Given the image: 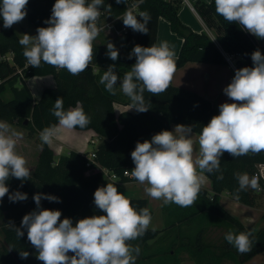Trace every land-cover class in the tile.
<instances>
[{"label":"clouds","instance_id":"clouds-1","mask_svg":"<svg viewBox=\"0 0 264 264\" xmlns=\"http://www.w3.org/2000/svg\"><path fill=\"white\" fill-rule=\"evenodd\" d=\"M127 5L128 0H115ZM144 0H136L126 7L122 17L125 27L134 32L148 34L151 15L140 11ZM29 0H0V18L5 29L22 22L27 16ZM111 13L112 5L105 0H55L51 16L45 20L47 27H38L36 35L22 34L19 44L29 66L38 68L42 63L56 69H64L72 76H79L92 64L95 57L94 41L103 27L99 26L100 10ZM215 12L228 23L259 39H264V0H215ZM138 17L140 19H138ZM106 56L119 59V50L108 41ZM135 63L121 80L116 64L108 66L99 83L115 95L117 85L127 96L130 109L138 113L150 110L145 92L160 96L170 87L177 69L176 55L167 41L153 43L149 47L135 45L128 59ZM252 66L234 70L230 83L223 88L228 100L219 105V114L211 117L207 125L195 135L191 125L177 124L174 130H162L150 140L136 142L131 152L135 167L130 175L144 192L162 205L193 206L208 180V175L219 173L223 180L221 157L228 153L234 159L264 153V54L259 49L251 53ZM58 123L45 127L39 133L41 147L51 145L62 129L85 128L91 122L82 104L65 110L63 97L55 100L51 109ZM22 133L7 121L0 120V203L7 195L10 202L27 200V194L9 191L10 178L30 180L32 173L27 159L16 150ZM198 145V148H197ZM239 193L249 188L264 191L260 175L236 172ZM115 180V177L112 178ZM36 209L25 214L20 227H14L20 239L27 231V239L36 250V259L43 264H136L139 246L131 242L143 237L151 228L152 215L148 207L137 209L130 198L118 192L115 183L98 187L94 192V204L103 215L79 219H61L60 210L41 207L42 200L61 202L59 197L45 193L33 196ZM252 232L229 230L225 240L240 254L251 251ZM27 259L29 252H19Z\"/></svg>","mask_w":264,"mask_h":264},{"label":"trees","instance_id":"trees-1","mask_svg":"<svg viewBox=\"0 0 264 264\" xmlns=\"http://www.w3.org/2000/svg\"><path fill=\"white\" fill-rule=\"evenodd\" d=\"M136 0H128L127 5L117 4L115 0H105V5L111 4L112 11L108 13L101 7V18H118L116 25H123L120 19L126 9ZM55 0H29L27 5V21L35 29L47 27L45 20L51 16V10ZM208 9L222 28V35L217 37L219 48L204 33H194L184 26L177 17V3L164 0H144L139 5L140 11H148L151 21L148 24V34L134 32L129 28L125 37L128 41L144 47L156 43L157 20L163 17L169 23L170 30L182 39L181 49L176 57L177 68L185 62H202L211 64H226L221 51L225 53H237L241 59L235 61V69L245 66L251 67V53L257 49L264 54V44L257 46L251 35L246 33L235 23H228L215 12V0H210ZM138 19H140L138 17ZM19 36L11 27L5 29L0 18V120L7 121L20 128L26 129L30 135H39L45 127L57 124V119L52 115L51 109L55 100L63 97V107L68 110L75 107L79 101L91 122L85 128L75 130H91L101 138V142L94 148L95 161L99 167H85V153L69 152L55 157L54 151L46 144L42 146L36 165L32 171L30 180L21 181L10 178L7 181L9 191H20L27 194V200L10 202L8 196L0 203V220L5 223H13L22 220L25 208L36 209L33 196L36 193H45L60 198L59 203L42 200L41 207L45 209L60 210L61 219L67 217L73 220V224L79 219L103 215L94 204V192L100 186L103 176L100 168H105L122 177L124 171H131L135 165L131 159V152L136 142H142L146 137H152L162 130H169L172 124H184L193 126L194 133L198 134L204 125H207L211 117L216 114L211 103L200 95L191 91L175 87L172 84L160 96L145 92V100L151 103V108L145 113H138L135 109L115 113L114 104L130 105V99L120 89L115 95L109 94L104 85L99 83L100 76L108 66L115 63L116 71L120 79L125 72L135 63V59L119 54L117 61H112L106 56L107 48L101 43L94 42L95 57L89 68L79 76L70 75L67 70L56 69L42 63L40 67L29 66L23 56V47L19 44ZM10 56L6 60V56ZM21 70L22 76L17 74ZM50 76L55 82L53 88H44L40 97L34 99L28 89L24 78ZM6 98L4 99V96ZM264 164V153L260 155L242 156L233 158L228 153L221 157V170L223 180H217L215 174H206L211 180L213 195L205 199L206 192L201 190L207 210L218 219L229 223L235 231L247 232V230L233 217L227 214L217 203V195L226 192L235 201L245 206H257V201L264 193L255 194L252 189L236 195L238 182L234 177L236 172H247L252 175L255 166ZM130 176V175H128ZM131 179H133L130 176ZM135 180V179H133ZM264 188V184H261ZM137 209L148 207L145 199H130ZM20 210L18 216L10 215ZM187 217H182L179 222ZM264 221V213L261 215ZM173 224H167L163 230L149 231L141 238L131 243H169L164 251H158L153 255L157 264H178L177 256L184 247L178 244V249L173 242ZM20 227V226H16ZM3 245L0 246V261L3 264H21L19 252H33V247L27 239V231L20 239L16 236L14 227H1ZM168 238L169 240H166ZM253 245L251 251L240 254L241 261L248 260L254 254L264 251V225L252 235ZM192 253H190L191 255ZM200 253L197 259L201 260ZM200 264V263H198Z\"/></svg>","mask_w":264,"mask_h":264},{"label":"crops","instance_id":"crops-1","mask_svg":"<svg viewBox=\"0 0 264 264\" xmlns=\"http://www.w3.org/2000/svg\"><path fill=\"white\" fill-rule=\"evenodd\" d=\"M164 1L177 3L176 12L179 21L194 33L206 34L212 43L219 48L217 37L222 35L223 32L208 9L210 0ZM251 37L257 46L264 44V39H260V42L256 43L252 35ZM160 41H167L175 52L176 57L178 56L182 39L170 30L169 23L163 17H159L157 20L156 43ZM234 70L228 64L185 62L176 69L171 84L200 95L211 103L216 112L215 115H218L221 103L232 102L224 95L223 88L230 83L234 76ZM24 81L34 99L40 97L44 88H53L55 86V82L50 76L29 77L26 80L24 79ZM115 105V113L121 111L132 112L134 110H129V105ZM10 125L22 133V138L17 142L16 150L27 159L28 167L32 173L42 148V142L38 135H30L26 129L14 124ZM175 126L176 124L170 125L169 131L174 130ZM92 134L95 133L91 130L62 129L54 138L53 143L46 145L54 151L55 157L68 154L69 152L82 154L88 152L86 139L89 138L87 135ZM195 135L197 134L194 133V138ZM97 137L98 143H100L101 138ZM150 139L151 137H146L144 140ZM102 182L104 185L101 184ZM108 182L115 183L118 192L130 199H145L153 218L152 224L156 227V230H163L167 224L174 225L172 238L173 242L176 243L175 247L178 249L179 243L184 247L177 256L178 264H264V251L254 254L248 260L241 261L240 253L232 245L228 244L224 238L229 230L238 232L229 223L218 219L207 210L208 206L203 196L199 195L196 203L187 208L176 204L162 205V201L154 200L147 196L144 192V185L131 179L130 176L123 175L113 180L108 175H103L100 180V186H106ZM202 189L206 192L205 199H210L213 191L209 178ZM217 203L227 214L238 221L247 231H251L252 234L257 233L264 225V221L261 219V215L264 213V196L257 201V206L249 207L235 201L228 193L221 192L217 195ZM187 216V219L179 222V219ZM166 240L169 239L166 238ZM190 253L192 254L190 255ZM200 253L203 254L201 260L197 259Z\"/></svg>","mask_w":264,"mask_h":264},{"label":"rangeland","instance_id":"rangeland-1","mask_svg":"<svg viewBox=\"0 0 264 264\" xmlns=\"http://www.w3.org/2000/svg\"><path fill=\"white\" fill-rule=\"evenodd\" d=\"M27 13H28V11H27ZM110 19L111 18H109V17L102 18L100 23L105 24ZM12 28L16 31L19 38L21 37L22 34H25V33H27L29 35H33V36L35 35V29L33 28V26H31L28 23L27 16L22 22L13 25ZM253 38H254L256 43L260 42V39L258 40L254 36H253ZM108 41H111L116 46V48L119 50V54L122 56H125V57L129 56V53L132 51L133 47L136 45L134 42L128 41L126 39V37L117 38L111 31H108L106 29H104L103 31L100 32L98 38L94 42L101 43L103 46L106 47V44ZM6 58L9 60L10 56H6ZM132 59H135V57H133ZM33 77H36V76H33ZM24 79L26 80V78H24ZM118 89H120L119 84H118ZM5 98H6V95L4 96V99ZM113 106L115 107L116 105L114 104ZM87 136H89V138L92 137L93 140H95L94 145H88L87 146V150L89 152L92 149H94L95 146L98 144V137L95 134L87 135ZM38 137H39V135H38ZM101 184L104 185L103 182ZM20 210L21 209L17 210L16 212L11 213L10 215H7V218L10 219L12 217L11 215L18 216V214L20 213ZM24 210H25L24 213L27 214V213L33 211L34 209L27 207ZM13 223L15 226H20L21 220L13 222ZM0 226L1 227H12L9 223H5L4 219L0 220ZM132 244L134 246H139V248H140V254L137 258L136 264H157L155 262V259L152 258V256L158 255V251H161V250L164 251V248H166L169 243L167 244V243L156 242V243H147L144 245L141 243L133 242ZM2 245H3V236H2L1 231H0V246H2ZM0 264H3V262L0 261ZM17 264H21V263L18 262ZM22 264H43V262L36 259V250L33 249V252L31 254H29L27 259H24V262ZM167 264H169V263H167Z\"/></svg>","mask_w":264,"mask_h":264},{"label":"built area","instance_id":"built-area-1","mask_svg":"<svg viewBox=\"0 0 264 264\" xmlns=\"http://www.w3.org/2000/svg\"><path fill=\"white\" fill-rule=\"evenodd\" d=\"M101 20H102V18L100 17L99 26H102L103 29H106L108 31H111L117 38L125 37L126 33L129 30V28L128 27H125L124 24L123 25H120V26H117L116 25V21L118 20V18H111L105 24H101L100 23ZM221 54H222V56H223L226 64H228L229 66H231L233 69H235V60L237 58H240L241 59V55H239L237 53H225V52H222L221 51ZM6 60H8V59L6 58ZM17 74L20 77H23L21 70H18L17 71ZM86 143L88 145H94L95 144V140H93V138L90 137V138H87L86 139ZM95 158H96V156H95V150L94 149H92L89 152H86L85 153V159H86L85 167H93V166L99 167L98 164L95 161ZM100 170H101V172H102V174L104 176L105 175H108L111 178H113V177L116 178V175L114 173H112L111 171H109V170H107L105 168H100ZM253 174L260 175L261 176L260 185L261 184H264V164H259V165L255 166V170H254ZM123 175L124 176H128V175H125V171L123 172ZM261 188H262V186H261ZM262 189H264V188H262ZM253 193H255V194H261V193H264V191H260V192L253 191Z\"/></svg>","mask_w":264,"mask_h":264}]
</instances>
